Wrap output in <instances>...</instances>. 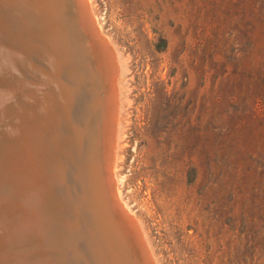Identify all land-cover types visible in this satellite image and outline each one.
I'll return each instance as SVG.
<instances>
[{
    "label": "rangeland",
    "instance_id": "obj_1",
    "mask_svg": "<svg viewBox=\"0 0 264 264\" xmlns=\"http://www.w3.org/2000/svg\"><path fill=\"white\" fill-rule=\"evenodd\" d=\"M88 3L103 46L115 48L101 50L100 39L82 35L91 43L89 63L101 82L120 74L111 83L120 123L107 191L135 221L143 257L149 264H264V0ZM66 40L76 52L77 39ZM51 73L49 59L43 77L54 92L59 75ZM101 84L104 97L110 85ZM10 92L9 84L0 99ZM58 243L70 264L63 233Z\"/></svg>",
    "mask_w": 264,
    "mask_h": 264
},
{
    "label": "bare ground",
    "instance_id": "obj_2",
    "mask_svg": "<svg viewBox=\"0 0 264 264\" xmlns=\"http://www.w3.org/2000/svg\"><path fill=\"white\" fill-rule=\"evenodd\" d=\"M88 4L0 1V91L9 84L11 91L0 99V264H66L61 233L70 264H149L131 214L107 191L119 145L113 135L120 106H113L111 86L119 73L105 81L89 63L82 35L100 39L101 50L110 44L103 46ZM68 36L77 39L76 52L67 49ZM48 58L51 74L60 76L52 77L54 92L44 78ZM104 81L110 87L103 97ZM76 244L86 259L75 256Z\"/></svg>",
    "mask_w": 264,
    "mask_h": 264
}]
</instances>
